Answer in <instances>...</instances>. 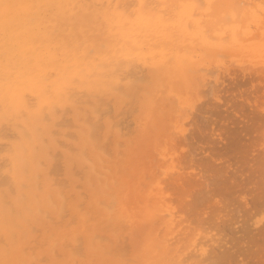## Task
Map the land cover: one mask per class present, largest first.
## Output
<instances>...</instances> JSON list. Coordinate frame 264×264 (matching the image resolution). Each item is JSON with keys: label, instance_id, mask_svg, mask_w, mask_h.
I'll return each instance as SVG.
<instances>
[{"label": "bare ground", "instance_id": "6f19581e", "mask_svg": "<svg viewBox=\"0 0 264 264\" xmlns=\"http://www.w3.org/2000/svg\"><path fill=\"white\" fill-rule=\"evenodd\" d=\"M250 1L253 0H0V2L4 4L33 6V7H14L9 10L12 39L10 44V51L7 54L5 53L4 50L3 40L0 39V262H4V264H41L40 263L41 260L43 258L45 259V257L50 261L47 263L45 262L44 264H48V263L49 264H125V263L133 264L135 262V260L132 261L131 258H130L131 261L128 262H126V260H122L123 254L122 256L121 254H119L118 256V254H116L117 251L113 250L114 247L111 246V244H107L110 243L107 240L110 237L105 239L104 237L107 236L106 234L104 235L103 238L100 237V234L103 235L102 233L97 234V232L103 230V228L105 230L106 228L110 227L108 225H110L109 223L112 217L114 216L112 210L113 208L109 206V202H111L110 196L113 197L114 189L112 190L109 189L108 186H110L111 183L110 185L109 184L107 186L105 185L107 184L105 182L109 183L110 180L106 181L107 178V177L105 178L106 172L104 173L102 170L98 169L99 168L98 165L101 164L103 158L105 157L104 156L102 158V155L100 154L102 147L104 145H101L102 140L101 142H99L100 144L99 143L96 144V140L93 139L94 137L96 138V134L98 132L97 130H96L97 132L95 131V125H97L96 122H101V128H103V130L105 131V136H109L110 138L112 137L113 139V141H111L112 139H109L111 141V144H115L114 142H116V144L119 145L122 142V140L123 139L125 140L126 137H128L129 135H130L129 138H131L132 132L136 134V136L134 135L135 138L134 137L133 139L131 138L133 148L131 150L129 148L127 150V153L128 152L130 153L126 154L129 159V163H127L128 164L127 169L130 170H127V173L124 176H122L121 180H117L118 181L117 184L119 183L121 184L120 186L118 185L120 188L117 187V185L115 184L118 189V192L120 190L121 192L125 193L124 199H121V205H120L121 210L126 215L130 213L133 216V218L136 219V222L133 223L134 229L139 230L145 226H148L150 230L149 249L146 252L148 261L146 262L145 260H139V261L137 260L136 263L137 264H204L205 262V264H207L208 260L210 261V264H224L225 262H226L225 264H228L227 262L231 263L230 262L231 255L234 256V254L236 253L235 251H232V249L237 250V248L236 247L232 248L231 247L232 245L230 246V243L227 242V240L229 241L230 239L229 236H227L228 239L227 237L226 238L224 237L225 238L224 240L227 239L225 242L223 239H220V237H218L219 239L217 238L214 239V237H212L208 240L207 239L208 237L206 238V236L203 234H201L202 235L201 237L199 236L201 232H198L199 233L198 234L192 231L194 233H191L190 231H188L189 228L184 226L185 224L183 225L184 227H181V223L183 224V222L186 221H184L185 218L178 219L179 209L176 210L178 207L181 208L182 211L185 210L189 211V213H187L186 218L187 217L192 218L191 214L192 215L195 214L194 215L195 217L193 216L195 219L193 218L192 220L193 221L197 220L196 219L197 215L198 217L202 216V215L199 216V214H202L200 213L201 210L205 211L207 208H209L210 210V208L213 206L215 208L216 203L215 204L212 203L213 206H211L212 204H210L209 205L210 207L205 206L204 209L199 210L200 206L207 205V203L211 201L210 199H212L211 196H213V192L217 190V189H213L214 187L213 188L211 187L213 185L215 187L219 186L220 187L219 191L221 190L223 191L224 190L223 187L228 186V183H230V181L228 180L229 182L227 181L228 182L227 184L222 183L225 185L220 186V184L215 185L217 183L214 181L216 177H214L215 178L214 179L212 176L213 182L209 180L211 178V175L210 178H207L209 177L208 174H211L210 172L208 174L206 171H203L201 173L205 175L204 172H206L207 177L203 175V177H205L204 179L202 175L201 177L200 176L197 177V174L194 175L192 172L188 173L187 169H186L187 174H185L184 173L185 170L183 171L182 169H180L181 166H179L181 164V159L183 158L182 157L183 152L181 151L180 155L179 153L175 155L176 152L172 150L176 149V151L178 152L177 148L179 145L189 146L191 144L190 142L193 141V140L192 141L189 140L191 138H197L196 137L197 134L195 135L194 132L188 134V132H190L188 130L190 126H193L194 124L195 126H197L196 128L198 130L202 129L200 127H202L203 125L205 126L204 124L205 122H204L199 127L198 125L199 120L202 121L204 118L201 117L199 119L198 118L199 115L198 116L196 115L197 114L196 111L198 109H199L198 111H201V108L207 104L206 102H208V100L211 97L212 100H213V96L216 99L219 98L218 92H220L219 91L220 89L219 90L217 89L221 86V84L219 83L223 82L225 84V82L221 81L220 78L222 77L226 78V73L224 72V69L228 71V69H226L228 68V66L226 67V65L223 62L224 59H226V57L224 56L226 55L227 57H230L229 55L231 54L233 55L235 52L237 53L239 49L248 51L243 49L244 47L245 48L248 47L246 46L247 43L248 45L250 44L249 45L250 47L251 44H253V42L258 40L257 39L258 37L260 39L259 42L263 38L264 32H262L263 33L262 36L259 33L261 31L259 29H264V0L261 1L256 0L257 2L253 1V6L252 3L249 4ZM254 2L256 3V5L260 3V6H255ZM261 2L263 3V5H261L262 4ZM0 19L3 18L0 17ZM252 25L256 28L258 27L257 29L258 31L257 30L253 31L254 29H251L252 31L251 32L249 29L253 27ZM247 32H249L248 33L249 35L253 34L254 36L253 39L251 38V35L250 36L247 35ZM253 32L254 33L256 32L255 35ZM245 35L248 36L247 38L250 37L249 39H252L251 40L252 43L248 42L249 39H246L245 41L246 38ZM255 37L256 40L254 39ZM262 40H264V38ZM241 43L244 46H240L239 44ZM257 44L259 43L257 42L254 45ZM262 44L260 45L264 47V45ZM254 50L249 49V51H254ZM259 50L260 49H258V51ZM256 51L257 49L254 52ZM222 56L224 57V59H221ZM250 56L252 57L253 55ZM262 57L263 58L259 60L262 63H264L263 62L264 55ZM255 59L257 58L255 57ZM255 59L254 62L259 61ZM228 61H230V59ZM243 61L246 62V58L245 60L243 59ZM218 69L220 71L218 73L220 74L224 72L225 76L224 75L222 76V74H220V76L222 77L218 76L220 77L218 78L217 77ZM221 70H223V72H221ZM210 72L211 74L213 72V74L212 75L209 74ZM229 74L230 73L227 74L228 77ZM210 75L211 77L212 76L215 77L214 75H216V78H214V80L213 79L211 80ZM237 75L240 76L239 74L236 73V76ZM243 75L241 76L242 78L245 77ZM254 76L257 77V75ZM262 76L263 74H261V77ZM234 78L229 77L230 80L237 79ZM254 78L255 77H253L252 79L254 80ZM259 78L260 77L258 76L257 78L258 80L255 81H260ZM251 80L250 82H248L246 78L247 81L246 83H251ZM212 81L216 82V84L214 83L213 86H212ZM231 82L233 81L231 80L229 84H231ZM237 82L239 81L237 80ZM239 83L242 84L245 83V81L244 82L240 81ZM235 84L237 83L235 82ZM257 84L260 83L257 82ZM210 85L212 87H210ZM217 85L219 87H217ZM235 86H229V87L236 88ZM262 86L264 88V85ZM229 90L227 89V83H226V91L231 92L229 94L232 95V97H235L237 93L236 94L233 93L234 89L233 91L232 90L229 91ZM243 90L246 91L247 87ZM207 91L211 92L213 96L211 95L209 97ZM237 91L235 90V92ZM248 91H249V87H248ZM205 92L209 97V99L206 100L205 104L202 103L203 105H201V108H199L200 106L198 107L197 102H200L201 100L204 99V96L206 95ZM222 93L223 92L221 91V94ZM232 93L235 96H233ZM238 93L241 94L242 92L240 93L238 91ZM249 93H247V96L251 97ZM222 95H225V91ZM251 95H253L252 98L253 97L255 98L253 93H251ZM207 96H205V98H207ZM240 97L242 96L240 95ZM258 97H256V100ZM230 98L231 97L229 96V99ZM238 98L235 97L234 99L237 100ZM261 98L263 97L261 96ZM225 99L223 101H225ZM263 99L261 100L262 102L259 101L261 105L264 104ZM256 100L255 99L253 100L254 103L255 102L258 103V101ZM213 101L218 102V100H213ZM240 101L241 100L238 99L237 104L235 103L234 106L237 105H240V107L247 106V105L242 106L244 101L243 102ZM201 102L199 104H201ZM226 102H228V99ZM233 102L234 101H232V103ZM223 103L221 101V103L218 105H222ZM225 103L224 106L226 105ZM254 103H252L253 105L252 104L250 105V101H249L248 106L249 105L254 106ZM258 105L259 104H257V106ZM261 105L259 106L261 107ZM259 106L254 109L258 111V108H260ZM216 107L219 108V106ZM229 107H233L232 104ZM210 109L212 108L210 107L207 110ZM220 110H222L223 113V109ZM230 110L233 111L232 108ZM230 110L229 112L228 111L227 112L229 114H232ZM240 110L238 112L236 108V112L240 113V116H245V115L248 116L249 112L246 113V110L244 109L245 110V115H244L243 112L244 110L242 111L243 114ZM251 110H253V108ZM201 112L206 113L204 110H202ZM112 113L116 114L115 115L116 119H112L113 118ZM233 113L235 114V112ZM251 113L250 115L252 116ZM67 114L68 115L70 114V116L66 117ZM192 114L197 116L194 118L197 119L198 122L196 120L195 122L194 118H191ZM253 114L255 115L254 110H253ZM119 115H123V117L118 119ZM210 115H208L207 113L206 116L208 117ZM206 116L205 119L207 118ZM212 116L213 115H211L210 119H212ZM218 116L215 118H218ZM225 116L227 115H224L223 113L222 117H224V119H221L222 117H219L220 118V119L218 118L219 122L220 120H226ZM246 116L244 118H246ZM65 117L66 119L68 118L72 120L74 124L72 125L76 126L75 130L73 129L74 127L70 126L71 124L69 125L70 121L66 120ZM230 117L232 119V115H230ZM258 117L259 115L257 116V118ZM260 117L259 119H261ZM215 118H213V120H208L209 123L213 124V122H215ZM257 118L255 120L254 117L250 118L253 119V121L256 123L254 125L256 126H258L257 125L258 122H256ZM227 119H228L227 121H229L228 116ZM246 119L248 120L247 122L250 123L249 121L250 119L249 118ZM89 120H93L94 122L92 121L93 122L92 124H88L91 122V121L88 122ZM238 120H240V118L235 120L234 123H236V121L237 123H239ZM242 120L244 122V119ZM188 121L189 122L193 121V122L192 124L185 125ZM253 121H251V124ZM262 121H264V119ZM130 122H132L133 124L132 123L129 124ZM247 122L245 126L248 124ZM222 123L224 124V121ZM209 125H206L207 128H209L208 127ZM225 125H227V123ZM261 125L262 124H260L259 126ZM249 126L251 125L248 124V127ZM69 127H71L70 129H73L74 131L71 130L70 132H68L70 130ZM263 127L262 129H264ZM101 128H98V130ZM192 128L193 127H191V129ZM212 128L213 127H211V130ZM223 128L225 127L223 126ZM256 128L257 127H255V129ZM259 128H260L259 130H262L261 127ZM214 129L217 131L216 128ZM101 132L102 130H100V133ZM209 132L211 133V131ZM225 132L222 133L219 131V133L217 132V134L219 135L215 134V136L217 135V137H220L218 139L222 140L221 141L217 139V142L219 141V145L221 144V142H226L225 138L222 137L223 134H225ZM229 132L232 131L230 130ZM254 132H256L257 134V131L254 130ZM70 133L73 134V137L71 136L72 138H69ZM263 133L264 132L262 130V134ZM93 134L95 135L94 137ZM262 134H259V138L261 140H263L262 137H264L262 136ZM226 135H228V133ZM188 136L190 137L188 138ZM215 136L213 137L214 140L217 138V137L215 138ZM148 137H153L157 139V142L147 141ZM203 137L207 138L209 136H203ZM228 137H230V135H228ZM228 137L227 139H229ZM129 138H127L126 141ZM60 139H64V142L65 143L67 142L66 145L64 142L63 144L61 142L62 140ZM260 139H257L259 141H256L255 144L256 147L260 145L261 143ZM107 140L106 143L108 142ZM142 140H144V142ZM209 140L210 138L206 141L209 142ZM204 141L202 143L205 145L206 141L205 143ZM60 142L66 148L68 147V145H71L72 149L74 147V149H77L76 151H78V153H76L74 150L71 151V148L68 147L66 150H64V152L62 151H61L62 153L60 152V154L64 155L65 157V164L66 167H68L69 169L67 174L69 176L71 174L73 175L75 174V171L73 170L75 168H77V172H81L79 170H82L80 174H83V171L88 168V170H86L85 173L86 176L83 174L85 177V181L83 183L84 185L82 186L80 185L82 183H79L80 187H85L83 188V191L85 189L87 198L80 196L83 194L76 191L75 189H73L72 191L73 193L68 194L69 197L71 196V194H73L71 197L73 196L77 197L78 198L77 201L80 202L79 205L75 206L76 202L73 201L75 202L74 204L75 207L72 208L71 211L76 212V216L78 215L82 217L81 228L80 230L77 229V226L79 225L75 224L77 223V220H75L74 225L77 226L74 228V230L73 229L72 230L73 232L74 231L78 232L79 230V232H81L80 234L84 237V239H81L83 238L82 236L81 237L78 236L79 238H77V235L79 233H77L76 235L75 233L69 232V230L64 229V226L68 225L67 223L69 222L65 223L68 219L66 218L67 220L63 221L62 215L65 216L67 215V211L69 210L68 208L72 204L69 205L68 208L66 207L68 204H66L59 196V192L61 193L62 187L60 188L61 190L57 189L54 186V183L52 181L53 178L50 175V166L54 163V162L52 163V160L54 155L57 153L55 150H57L58 148L59 150H61V148L64 147L63 145L60 144ZM193 142L195 144V141ZM139 143L141 145L143 143V146L146 147L145 149L147 151L146 153L149 154L144 157V158L149 157V159L147 158L148 161H146L148 162V165H145L146 163H144V166L142 168L139 166L140 159L137 160L138 158L136 157L135 154L137 148V147L135 148V146L136 145L138 146ZM257 143L259 144L257 145ZM108 144L109 146H107L108 148L106 150L107 160H109L108 152H110L111 154V151L109 150H111L112 148V150L115 151L113 149V145L111 146L110 143ZM199 144L201 143H198V145ZM213 144L216 145L218 143H213ZM97 145L99 148L97 147ZM124 145L126 144L123 143L122 146ZM119 146H121V144ZM193 146H195L193 150L195 152V153L193 152L194 153L193 155L195 157V154H197L196 149H198V147L196 145ZM212 147L215 148L214 146ZM117 148L119 147L117 146ZM240 148L242 147L240 146ZM240 148L238 149L240 150ZM119 150L121 152V149ZM185 150L187 151L189 149H185ZM202 150H204V148ZM54 151L55 154L53 155ZM73 151L75 153H73ZM113 151L112 154H114ZM85 152L87 154L88 153L90 154L89 155L90 157L87 155L89 158L85 155ZM149 152H154V153H151L150 155ZM199 152L200 155H203V153H205V152L201 153V151ZM249 153L251 152L249 151ZM118 154L117 157H119ZM256 155L250 154V156L254 157V159ZM262 155H259V157H261ZM113 156L109 157L110 160ZM64 157L62 158L64 159ZM188 157L190 161L194 160L192 157V152L190 155L188 154ZM262 157L261 158L263 160L264 155ZM55 159L56 158H54V160ZM118 159L119 158H117V160ZM198 160L201 161L200 157H198L195 161L198 162ZM252 160L253 158L250 161ZM190 161L188 162L189 164ZM221 161L222 160H220V162ZM62 162H63L62 164H64V160H62ZM234 162L236 163V161ZM255 162L257 161L254 160V164L251 163L253 164L252 166L256 165ZM203 163L204 162H201L202 166L199 167H201V169H203L202 167H205L204 169H206V165L208 164L204 163L203 166ZM249 163L250 162H247V164ZM228 164H224V166L225 165L228 166ZM233 164L234 163H232L231 165ZM263 164L264 163H262V165ZM193 165H191L190 168H192ZM238 165L241 164L238 163ZM258 165H256L257 167L254 166V170L255 167L256 170L261 168L260 166L261 163L259 166ZM218 166L220 167L221 165ZM218 166L217 168H219ZM252 166L250 167L252 168ZM118 167L120 168V165ZM157 167L159 169V172L163 170L161 174H159L158 169H156ZM111 168L114 167H110V169ZM195 168L197 169L198 167L195 166ZM262 168L264 170V167ZM207 169L211 170L210 167ZM213 169L215 173L216 170L215 167H213ZM263 170L261 172H263ZM110 171L111 170H109V172ZM221 171L218 173L216 171L215 174L218 176L220 175L219 173H221ZM116 172H118V169L116 170ZM226 172L227 170L225 171V173L224 171L222 172L223 174L222 177L225 178L224 174L226 175L227 174ZM241 172L239 171L240 177L242 176ZM259 172L257 170L258 174ZM150 173H152V176L149 175ZM191 173L194 175V176L192 175L193 177L190 176ZM231 173L233 174L235 172H231ZM106 174L107 176H109L108 173ZM68 175L67 177H69ZM83 175H80L81 178H84ZM261 175H264V173H262ZM261 175H260L261 180L262 179L264 180L263 178L264 176L262 177ZM229 177L230 176H228V178ZM232 177H233L232 179H234L233 175ZM206 178L208 180H206ZM224 178L221 179L224 180ZM244 178L246 177L244 176L243 180ZM70 179L72 180V178ZM240 179L242 180V178ZM79 180H83V179H79ZM235 180L238 182L239 179L236 178ZM166 181H168L170 186H172V188L174 189L178 204L177 201H175V199L174 201L176 204L172 201V198L174 197L171 196L170 193H169L170 196L166 193L169 192L164 188L169 186L163 185L164 183L166 184ZM233 182L231 183L233 184ZM114 183H116V181ZM253 184L255 183H252L251 185ZM257 184L253 186H261ZM239 185H241V183ZM114 186L112 185V188ZM76 187L78 189V186L75 185L74 188ZM259 189L261 188H258V190ZM62 192H64V190ZM237 192L239 193V191ZM245 192L247 195V191ZM253 192L254 193L257 192V187L255 191L253 190ZM262 192H264V190ZM65 193L66 192H64V194ZM126 193L128 198L126 197ZM254 193L252 194L251 192L249 194L253 196ZM117 194L115 195L116 197ZM215 195L217 196V192ZM239 195L241 194L239 193ZM257 195H259L258 198L259 197L261 198L259 193ZM166 196L169 198H166ZM219 196H221L222 199V195ZM121 197L123 196H120V198ZM226 197L224 196L223 199H225ZM253 197L255 198V196ZM67 198L65 197V200H67ZM250 198H251V203H253L252 200L254 199H252V197ZM221 199L219 198V200ZM223 199L221 200L223 206L220 205V209L225 207V203L228 201L225 199L226 202L224 201L223 204L222 202ZM246 199L247 197H245L244 200H241L242 203H246ZM256 199L257 198H255V200ZM104 200L106 201L104 202ZM115 200H119V197ZM169 200L173 202L172 205H175L174 207L170 206L171 204L168 205L167 204L168 202L166 203V201ZM106 202L108 205L105 206L104 203ZM61 203H63V206L66 204V206H64L63 209L61 207ZM101 203L103 204V206ZM247 203L251 205L249 203V200L247 201ZM256 204L258 205V203ZM81 205H83L84 208L83 212H80V209L82 208L80 207ZM249 205H248V209L249 207H251L252 209L248 210L246 209L247 206L244 205L246 206L245 209L248 211H255L253 210V207ZM228 206L225 208L230 209L228 208ZM231 206L233 205H230L229 207ZM236 206L237 205H235V207ZM60 207L62 209L61 210L62 212L60 211ZM42 208H44L43 210L45 211L48 210L56 218H58V222L61 224L59 227H57L59 224L56 223L57 226L56 225L54 226L57 227V230L56 231L51 230L54 233L49 235L45 233L44 230H42L44 233L41 232L43 235L42 234L40 235V233L38 235L37 234L38 232H36L37 230L36 231L33 230L38 235L37 236L34 235L35 233L32 234L31 231H28L27 227L29 224V219L30 221H34L39 225L43 226L44 224L43 221L46 220L44 218L43 221H40L42 219V215H41ZM214 208L212 209L215 210L216 208L215 209ZM225 208L224 210L229 212ZM231 209L232 210H230V212L234 210L233 207ZM262 209L264 210V208ZM63 210L66 211L65 214H62L64 213ZM194 210L199 213L198 214L195 213ZM224 210L222 209V211L220 210V212H224ZM238 210L240 209L237 208V211ZM235 211L231 212V214L234 213ZM213 212L211 213L212 216L213 214L215 215V217L219 216L216 215L217 213L215 214ZM227 212L225 214L224 213L221 214L227 216ZM239 212H241V210ZM238 214H244V213L243 212L237 213L236 215H232V216L229 214L231 217H229V215L228 217L229 219L232 218L233 216L234 217L236 216L237 218L239 216ZM70 215L72 216V214ZM255 215H257V213ZM208 216L209 215L207 214V217ZM244 216L246 218L247 215L244 214ZM183 217H185V215H183ZM215 217L214 219L216 220ZM228 217L226 219H223L225 217H220V218L218 217L220 219V222L219 220H216L218 221L217 222L218 224L214 222V224L212 225L209 224V225H211V227H213V225L214 226L219 225L220 228L218 226L217 227L220 229L222 233L224 232L223 234H225L226 233L225 231L228 230V227H226V225L228 226L231 225L232 227L233 223L234 222L236 223V220L231 221L228 219ZM208 218L212 219V217H208ZM238 218L239 220L242 219L241 216H239ZM258 218L260 217L258 216ZM199 219L200 220L198 222L195 221L194 224H196V226L198 225L199 227L200 226L199 224L204 222L202 226L206 227V229L207 226L209 227V225L208 224L204 225L206 224L205 221L208 223L213 222V221L209 222L210 220L208 221V219L206 218H205L206 220L204 219L205 220L204 221L203 217ZM73 220L74 218L71 221ZM241 221L240 224L243 222ZM262 221H263L262 218L261 220L258 219V221H256L255 219L252 223L251 221H249V223L245 225L246 226L249 225L247 227H249L248 229L251 232L254 231L256 232L257 230V233L261 231V234L263 235L264 232L262 231L264 230V228L259 227L261 226V223L264 222ZM47 223H49V221ZM116 224L117 223H115V225ZM186 224H188V222ZM194 224L193 226L194 228H196ZM221 226H224L227 229L225 231H222L224 230V227ZM246 226L244 227V230H246ZM211 227L209 228L212 229ZM215 227H213V229H215ZM234 227L235 230L237 228L239 229V227L235 225ZM218 228L215 229L216 233L219 231ZM41 229L42 227L39 230L41 231ZM230 229L231 228H229L228 231H230L231 233ZM244 230L243 228H241L239 229L238 233L240 231L244 232ZM205 231L203 230V232ZM210 231L207 232L210 233ZM257 233L254 234L258 236L260 232L259 234ZM239 234H241V232ZM249 234H245V235L249 236ZM254 234L252 235V237H254ZM232 236L234 237V235ZM260 236L258 238H260ZM98 237H100V239H102L103 242L104 240H106L107 243L101 242L100 239H99L100 241L96 240L95 242L94 240L97 239ZM252 237L249 240H251ZM34 238H35V242L38 241L37 244L35 243V245L32 244ZM78 239L79 240L81 239L82 241L84 240V242L80 240L79 243ZM206 239L207 241H205ZM202 241H205V243ZM234 242H236V240H234ZM240 243L241 242H239V244ZM247 243H250V241L246 242V244ZM227 244H229V246ZM251 244L248 245L250 246ZM259 244H261V242L260 243L258 242L257 244L255 243V245L254 244L253 245L254 247L257 245L256 247L258 248L260 246ZM80 245L81 247L84 246L85 249L84 252H86L84 253L85 255L84 257H81V255L83 254H80L82 253L83 250L80 249L81 248ZM71 246H73L75 249L77 248L76 251H78V247H79L80 249V252H78L79 257L77 256L78 253H76V251H74L73 248L71 252L70 250ZM261 246L263 247L264 245ZM260 247L258 249H260ZM33 248H35V250ZM239 249H241V247H239ZM245 250L247 251V249ZM73 251L76 253L75 254L76 256L74 255ZM57 252H60L62 255L64 254L66 258L62 257L65 258L62 259L59 253L57 254V256L60 257V259L62 260L59 261L60 259L56 257ZM231 252H235V253L232 254ZM240 252L242 251L240 250ZM250 255L252 256L253 254ZM251 256L249 258H251V260L252 259L255 260L254 262H256V259H254V257L257 258V261H259L260 259L259 257H261L262 259V256L257 257V255H253V258ZM77 257L78 259L80 257L83 259L78 260ZM56 258L58 259V261H56ZM242 258L241 260L244 259ZM251 260H249L248 263L251 262ZM245 262L247 261L245 260ZM263 263H264V259L262 260L261 264ZM238 264H241V261ZM242 264H244V262ZM257 264H259V262H257Z\"/></svg>", "mask_w": 264, "mask_h": 264}, {"label": "rangeland", "instance_id": "374dc122", "mask_svg": "<svg viewBox=\"0 0 264 264\" xmlns=\"http://www.w3.org/2000/svg\"><path fill=\"white\" fill-rule=\"evenodd\" d=\"M253 1H256V0H253ZM253 1H250V3H249V2H248V3H249V4L252 3V6H253ZM260 1H261V0H260ZM256 2H257V1H256ZM262 2H263V1H262ZM262 2H261V3H262ZM249 4H248V5H249ZM254 5H255V6H260V3L256 5V3L254 2ZM261 5H263V3H262ZM252 26H253V25H252ZM255 28H256V27L253 26V27L250 28L249 30L251 31V29H254L253 31H255V30L258 29V27H257L256 29H255ZM259 30H261L259 33L262 35V34H263L262 32H264V29H259ZM250 31H249V32H250ZM257 31H258V30H257ZM249 32H247V35H248V36L251 35V38L253 39V37H254L253 34H250V35H249V34H248ZM251 32H252V31H251ZM253 33H254V32H253ZM255 33H256V32H255ZM255 33H254V35H255ZM245 36H246V35H245ZM248 36H246L245 41H246V39H249V38H250V37L247 38ZM262 36H263V35H262ZM262 36H261V37H262ZM263 38H264V36H263ZM263 38H262V39H263ZM252 39H249L248 42L250 43ZM254 39L256 40V37H255ZM257 39H258V40L255 41V42H253V44H251L250 47H249L250 44L248 45V43H247V45H246V46H248L247 48H245V47L243 48V47H242L243 49L248 50V51H244V50H240V49H239V51H238L237 53L235 52L233 55H232V54L229 55L230 57H227V56L225 55L224 57H226V59H224L223 56H222L223 58L221 57V59H224V61H223V60H221V61L224 62V64L226 65V67L228 66V68H226V69H228L229 72H228L227 70L224 69V72L226 73V78H225V77H222L223 75L225 76L223 70H221V72H223V73H220V74H222V76H220V74L218 73V72H220V71H219V69H218V71H217V74H218V75H217V74H216V75H217V77L220 76V77L224 78V79H222V78L218 77V78L221 79V81H224L225 84L222 82V83H219V84H221V86L218 84L220 87L217 85V87H219V88H217V89H218V90L220 89V90H219L220 92H218V96H219L218 99L214 98V96L212 95V93L209 92V91H207V93L209 94V97L212 95V96H213V100H218V102H217V101H213V100H212V97L209 99V97L207 96V94H206V92H205V94H206L205 96H207V98H205V96H204V99H205V100H204V99L201 100V101H203V102L200 101L201 104H199L200 102H197V103H198V107L200 106L199 108H201V105H203L202 103L205 104L206 100L209 99L208 102H206L207 104H206L204 107L201 108V111L204 110L206 113H204V112L202 113L201 111H198L199 109L196 111V113H197L196 115H197V116H198V115L200 116V117L198 116V118L200 119L201 117H203L204 119L202 118L203 120H202V121L199 120V122H198V120L194 118V117H197L196 115L192 114V117H191V118H194V121L196 120V121L198 122L199 127H200V125L203 124L204 122H205V123H204L205 126L203 125L202 127H200V128H202V129H200V130H198V129L196 128L197 126H195L194 124H193V126H190V127L188 126V127H189L188 130L190 131V132H188V134H189V133H193V132L195 133V135L197 134V136H196L197 138H191V139L189 140V141H192V140L195 141V144H194V142L192 141V142H190L191 144H190V143H187V144H190L189 146H188V145H187V146H186V145H179L178 148H177V149H178V152L176 151V149H175V150H172V151L176 152L175 155H176L177 153H179V155H180L181 151L183 152V153H182L183 156H182V155H181V156L184 158V159L182 158L184 162H183L182 159H181V164H180L179 166H181L180 169H182L183 171L185 170V172H184L185 174H187L186 172L188 171V173L192 172L194 175L197 174V177H198V176L201 177V175H202V177H203L204 174H201L203 171H206L207 174L210 172L211 174H208L209 177H207L206 172H204V173H205L204 176L207 177V178H210V175H211V178L209 179L210 181H212L213 178L216 177V179L214 178V179H215L214 181L217 182L215 185L220 184V186H222V185L224 186L225 184H222V183H226V184H227V183L230 181V183H228V186H229V187H228V186H224V187H223L224 190H225V188H226L225 191H224V190H223V191H222V190L219 191V188H220V187H219V186H216V187H215V186L213 185L214 183L212 184L213 186H212L211 188L214 187L213 189H217V190L214 191L215 193L213 192V196H211L212 199H210L211 201H209L208 203L205 201V202L207 203V205L200 206L199 210L204 209L205 206H209V205L212 204V203H213V204L216 203V204H215V208H216V209L214 208V206H213V204H212L211 206H213V207H211L210 210H209V208H207L208 210L206 209V210H205L206 212H205V211H202V210L200 211V213H202V214H199V216L202 215L201 217H203V220L206 218V219H208V221L210 220L209 222L213 221V222H211V223H208V222L205 221V220H206V219H205L204 221H205L206 224H204V225H207V224H208V225H209V224L212 225V224H214V222H216V224H218V223H217L218 221H216V220H219V222H220V219H219L220 217H225V218H223V219H226V218L228 217L229 214L232 216V215H236L237 213H242V212H243L245 215H247L246 218L249 216L248 218H249L250 220H249L248 218L246 219L245 216H244V214H238V215L241 216V218L243 219V220L241 219V220L243 221V222H242L241 220H239V218H238L239 216H238V215H237V216H238L237 218H236V216H235V217L233 216V217L230 218V219H229V217H231V216L229 215L228 219L231 220V221H232V220H234V221L236 220V223L234 222V223H235V224H234V223L232 222V223H233V225H232L233 228L231 227V225H230V226L226 225V227H228V230H229V228H231V229H230V230H231V233H230V231H228V230H227L228 232L225 231V230L227 229L226 227L221 226V227H224V230H222V228H221V230L226 232L225 234H223L224 232L222 233V232L220 231V229H219L220 226H219V225H215L216 227H217V226L219 227V228L217 227L218 230H219V231L217 230V231H218L217 233H216V230H215V229H217V228H216L214 225H213V227H215V229H213V227H211V225H209V227H211L213 230L210 229L208 226H207V229H206V227L202 226V224H203L204 222H203V223L199 222V223H201V224L198 223V224L200 225L199 227H200V228H201V227L203 228V229H202V228L200 229V228L198 227V225L196 226V224H194V223H195V221L198 222V221L200 220L199 218H201V217H198V215H197V218H196L197 220L193 221L192 219L195 217V216H194L195 214L193 213L194 215L191 214L192 218L190 217V218H191V221H190V218H189V217L186 218L187 213H189V211H186V210H185V211H182L181 208H178V207H177V209H176V210L179 209V210H178L179 213L181 212L180 214L178 213V219H182V218L184 219V218H185L184 221H186V222H183V224L181 223V227H184V226H185V227H188L189 230H188V229H187V230L190 231L191 233H194V232H195V233L201 232L199 236L201 237V236H202L201 234H203V235L206 236V238L208 237V238H207L208 240H209L210 238H212V237H214V239H216V238L219 239L218 237H220V239H223V240H224L227 236L230 237L229 241L227 240V239H228V237H227V239H226L227 242L230 243V246L232 245V246H231L232 248H235V247H236L237 250L231 248L232 251H235L236 253H235V252H231L232 254L235 253V254H234L235 257H234L233 255H231V259H230V262H231V263L227 262L228 264H232L233 260H234L233 264H238L240 261H241V264H242L243 262H244V264H246V263H247V264H253V263H254V264H257V262H259V264H261V263H262V260L264 259V249H263L264 246H263V247L261 246V245H264V240H263V238H264V233H263V235H262V234H261V231H259L260 234H261V236H260L259 232L257 233V230H256V232H255V231H254V232H251V231L248 229L249 227H247V226H249V225H247V226L245 225V224L249 223V221H251V223H252L255 219H256V221H258V219L261 220V218H262L263 221H264V210L262 209V208H264V206H263V205H264V204H263V203H264V200H263V199H264V196H263V193H264V192H262V191L264 190V180H263V179L261 180V178H260V175H261L262 173H264V170H263V168H262V167H264V164L262 165V163H264V159L262 160V158H263L262 156L264 155V141H263V140H264V137H262L263 140H261V139L259 138V134H262V130H263V132H264V129H262V127L264 126V121H262V120L264 119V104L261 105L260 102H259V101H261V100L264 98V91H263L264 88H263V86H262V85H264V63H262V62L259 60V59H262V58H263L262 56L264 55V47H262V46L260 45V44H262V43H263L262 45H264V40L261 39V41L259 42V40H260L259 37H258ZM262 41H263V42H262ZM257 42H258L259 44L254 45V44L257 43ZM251 43H252V42H251ZM239 45H240V46H244V45H242V43L239 44ZM240 46H239V48H240ZM260 46H261V47H260ZM257 47H258V48H257ZM242 48H241V49H242ZM262 48H263V49H262ZM249 49H250V50H254V49L256 50V49H257V51H256L257 53H259V51H260L261 49H262V50L260 51L259 54H257L256 52H254L255 50H254V51H249ZM258 49H260V50L258 51ZM240 51H242V52H240ZM261 52H262L263 54H262ZM250 53H251V54H250ZM235 54H236V55H235ZM241 54H242V55H241ZM249 54H250V55H253V56L251 57ZM261 55H262V56H261ZM241 56H242V57H241ZM254 56H255L257 59H255ZM258 56H259V57H258ZM239 57H240V58H239ZM227 58H228V59H227ZM234 58H235V59H234ZM245 58H246V62L243 61V59L245 60ZM252 58H253V59H252ZM229 59H230V61H228ZM241 59H242V61H241ZM247 59H248V60H247ZM254 59H255V60H259V61H258V62L255 61V62H257V63H255V62H254ZM263 62H264V61H263ZM247 64H248V65H247ZM230 67H231V68H230ZM245 67H246V68H245ZM237 68H238V69H237ZM234 69H236V70H234ZM214 70H217V69H214ZM214 70H213V71H214ZM239 70H240V71H239ZM254 70H255V71H254ZM238 71H239V72H238ZM245 71H246V72H245ZM252 71H254V72H252ZM247 72H248V73H247ZM249 72H250V74H249ZM256 72H257V73H256ZM215 73H216V72H215ZM228 73L231 74V75L229 74V77H230V78H231V77L234 78V77L236 76V73L239 74L240 76L237 75L239 79H238L237 76H236L235 78H237V79H235V78H234L235 80L231 79L233 82H231V84H229V82H230L231 80L229 79V77H228V75H227ZM240 73H241V74H240ZM244 73H245V74H244ZM251 73H252V74H251ZM254 73H255V74H254ZM209 74H211V72H210ZM212 74H213V72H212ZM212 74H211V75H212ZM232 74H233V75H232ZM234 74H235V76H234ZM243 74H244V75H243ZM246 74H247V75H246ZM253 74H254V75H257V77L254 76ZM261 74H263L262 77H261ZM211 75H210V77H211ZM216 75H214L215 77L212 76V77H211V80H212V79L214 80V78H216ZM242 75L245 76V77L242 78V77H241ZM248 75H249V76H248ZM233 76H234V77H233ZM247 76L250 77V78H248ZM252 76L255 77L254 80L252 79V78H253ZM258 76L260 77V78H259L260 81H255V80H258V79H257ZM240 78H242V79H240ZM246 78H247V81H248V82H250V80L252 79V80H251V83H246V82H247V81H246ZM261 78H262L263 80H262ZM226 79H227V80H226ZM243 79H244L245 83L240 84V83H239L240 81L244 82ZM237 80H238L239 82H237ZM221 81H220V82H221ZM253 81H254V82H253ZM262 81H263V82H262ZM235 82H236L237 84H235ZM255 82H256V85H255ZM257 82L260 83V84H257ZM261 82H262V83H261ZM214 83L216 84V82H213V81H212V86H213ZM226 83H227V89L229 90V89L231 88L229 91H231V90L233 91V89H234L233 93H234V94H236V93L238 94V95L236 94V96H235V95L232 93L233 96H235V97H237V98H238V96H239L238 99L241 100L242 102L244 101V102L246 103V104H245L244 102H243V104L241 103L242 106H243V105H247V106H248L249 101H250V105H251L252 103H254L253 100H254V99L256 100V97H258V96H259L260 98H261V96H262L263 98H261V100H260V98L258 97L259 99L257 98V100H256V101H258V103L255 102V103H254V106H250V105H249L248 107H247V106H245V107L243 106L244 108H243V107H240V105H237L238 107H237V106H234L235 103L237 104L238 99H237V100L234 99L235 97H232V95L229 94V93H231V92L226 91ZM232 83H233V85H232ZM239 84H240L241 86H240ZM247 84H249V85H247ZM222 85L225 86V87H223ZM228 85H229V86H235V85H236V86H235L236 88H234V87H229ZM246 85H247V86H246ZM253 85H254V87H253ZM212 86L210 85V87H212ZM250 86H251V87H250ZM210 87H208V88H210ZM228 87H229V88H228ZM239 87H240V88H239ZM246 87H247V90H246V91L243 90V89H245ZM248 87H249V91H248ZM255 87H256V89H255ZM237 88L240 89V90H238ZM241 88H242V89H241ZM261 89H263V90H261ZM223 90L225 91V95H222V94L224 93ZM235 90H236V91L238 90L240 93L242 92L243 94H242V93L239 94L238 91L235 92ZM242 90H243V91H242ZM221 91L223 92L222 94H221ZM252 91H253V92H252ZM226 92H227L229 95H228ZM245 92H246V93H245ZM249 92L253 93L254 96H255V98H254V97L252 98L253 95H251V93H249ZM254 92H255L256 94H257V93H258V94L256 95ZM259 92H260V93H259ZM247 93H249V95H250L251 97L247 96ZM220 94H221V95H220ZM260 94H261V95H260ZM240 95H241L242 97H240ZM224 96H225V97H224ZM227 96H228V97H227ZM229 96L231 97L230 99H229ZM222 97H223L224 99L226 98L225 101H223L224 99H223ZM242 98H243L244 100H243ZM251 98H252V100H251ZM227 99H228V102H226ZM231 99H232V101H234V102H233L234 104L232 103ZM233 99H234V100H233ZM249 99H250V100H249ZM210 100H211V101H210ZM235 100H236V101H235ZM212 101H213V102H212ZM221 101H222V103H223V102H224V103L226 102V103H225L226 105L224 106V103L222 104L223 106H222V105H218V104L221 103ZM229 101H230V102H229ZM241 101H240V102H241ZM263 101H264V99H263ZM209 102H210V104H209ZM251 102H252V103H251ZM261 102H262V101H261ZM211 103H212V104H211ZM213 103H215V104H213ZM229 103H231L232 106H233L235 109H234L233 107H229V106L231 105V104H229ZM263 103H264V102H263ZM208 104H209V106H208ZM216 104H217V105H216ZM228 104H229V105H228ZM257 104L261 105V107L258 105V106L261 108V109L258 108V111L254 109V108H257V107H258ZM214 105H215V107H214ZM252 105H253V104H252ZM255 105H256V106H255ZM216 106H219V108L221 107L220 109H223V113H224V115H227V116L229 117V121H227V120H228V119H227V116H225V117H226V120H220L221 123L219 122V119H220L219 117H222V116H223V113H222V110H220V109H219L218 107H216ZM226 106L229 107V108H227ZM210 107H211L212 109L207 110V109H209ZM222 107H223V108H222ZM225 107H226L228 110H227ZM246 107H247V109H246ZM251 107L253 108L255 115L253 114V110H251V109H252ZM204 108H205L207 111H206ZM214 108H215V109H214ZM224 108H225V109H224ZM231 108L233 109V111L230 110ZM236 108H237L238 112H239V110H240L241 108H242V109L240 110L241 112H242L244 109L246 110V113L249 112V114H248L249 117H248V116L245 115V110L243 111V112H244V115L246 116V118H249V119L254 117V120H255V119L257 118L258 115H259V117L261 116V117H260L261 119H259V117H258V118H257V121H256V122H258V123H257L258 126L254 125V124H256V123L253 121V119H250V120H249L250 123H248V122H247L248 120H247L246 118H244L245 116H240V113L236 112ZM238 108H239V109H238ZM249 108H250V111H249ZM262 109H263V110H262ZM229 110H230V112H231L232 114H229V113H228ZM259 110H260V111H259ZM227 111H228V112H227ZM255 111H257V112H255ZM261 111H262V112H261ZM233 112H235V114H234ZM243 112H242V114H243ZM251 112H252V113H251ZM207 113H208V115H210V113H211V115H213V116L216 115V116H214V117L212 116V119H210V118H211V115L208 116V117H209V118H208V117L206 116ZM250 113L252 114L253 117L250 115ZM112 114H113V113H112ZM201 114H203V115H201ZM205 114H206V115H205ZM257 114H258V115H257ZM261 114H262V115H261ZM115 115H116V114H113V115H112L113 118H112V117H110V118H112V119H116V118H115ZM218 115H219V116H218ZM230 115H232V119H231ZM235 115H236V116H235ZM69 116H70V114H69V115L67 114L66 117H69ZM205 116H206L208 119H207V118L205 119ZM217 116H218L219 119H218V118H215V117H217ZM250 116H251V117H250ZM66 117H65V119H66ZM122 117H123V115H119L118 119H120V118H122ZM235 117H236V118L238 117L237 119L240 118V120H238V122H239L240 124L237 123V121H236V123H234L235 120H237ZM213 118H215V122H213V124L209 123L208 120H213ZM128 119H129V118H128ZM221 119H224V117H222ZM230 119H231V120H230ZM242 119H244V122H243ZM66 120H69V121H70L69 125L71 124L70 126H71V127H74L73 129L75 130V127H76V126H73L74 124H73L72 120H70V119H68V118H67ZM204 120H206L207 122L204 121ZM245 120H246V121H245ZM90 121H91V122H90ZM92 121H93V120H89L88 122H90V123H88V124H92V123L94 122V121H93V122H92ZM130 121H131V118H130ZM196 121H195V122H196ZM223 121H224V124L222 123ZM251 121H253L252 124H253L254 126L251 124ZM260 121H262V122H260ZM128 122H129V121H128ZM192 122H193V121H192ZM192 122H191V121H190V122L188 121L185 125L192 124ZM210 122H212V121H210ZM246 122H247L249 125L253 126L254 128L251 127V126L248 127V124L245 126ZM131 123H132V122H130L129 124H131ZM217 123H218V124H217ZM226 123H227L228 126L225 125ZM232 123H234V124H232ZM259 123L262 124L263 126H262V125L259 126V125H260ZM72 124H73V125H72ZM96 124H97V125H95V131L97 130L98 132L96 131V132H97V134H96V138L94 137V136H95L94 134H95L96 132L93 134V137H94L93 139L96 140V144H98V143L101 142V140H102L101 145H104V146L102 147L101 153H100V152H99V153L102 155V158L105 156V157L103 158V161H104V162L102 161L103 163L101 162V164L98 165V167H99L98 169H99V170H102L104 173L106 172V173L109 174V176H107L106 173H105L106 176L104 175L105 178L107 177V178H106V181H107V180H108V181L110 180L109 183H108V182H105V183H107V184H105V185L107 186L108 184L110 185V183H111V185H110L111 187L108 186L109 189H111V190L114 189V190H115V191L113 190V193H114V194L112 193V194H113V197H115V198H113L112 196H110V197H111V200H110L111 202H109V206H111V207L113 208V209H112V208H111V209L113 210V213H114V214H113L114 216L112 217V219H111V221H110V223H109L110 225H108V226H110V227L106 228L105 230H104V228H103V230H101L102 232H101V231H98L97 234L102 233L103 235L100 234V237H101V238H103L104 235L106 234L107 236L104 237L105 239L108 238V237H110V238L107 239L108 242H110V243H107V241L103 239L104 242L107 243V244H111V246L114 247L113 250H114V251H117V253H116V252H115V253L118 254V256H119V254H121V256H122V254H123V258H122V260H126V262H128V261H131V260H130V258H131L132 261L135 260V262H134L133 264H137V263H136L137 260H138V261H139V260H145V261L147 262V261H148V257H147V255H146V252H147L148 249H149V237H150V235H149V233H150L149 227H148V226L143 227V228H142L143 231H142V229H139V230H137V229L135 230V229H134V227H133V223L136 222V219L133 218V216H132L130 213H128V215H126V214L121 210V207H120V205H121V199H124V197H125V193H123V192H121V191L119 190V192H120V194H119L118 189H117V187H119V186L121 185L120 183L117 184V182H118L117 180H121V179H122V176H124V175L127 173V170H130V169H127V168H128V164H127V163H129V159H128V157H127L126 154L130 153V152L127 153V150H128L129 148H130V150L133 148V146H132V142H131V138H132V139H133V137L135 138L136 134H135L134 132H132V134H131V138H129V136H130V135H129L128 137H126V139H127V138H129V139H128L127 141H126V139H125V140L123 139L125 142L122 140L121 143L119 142V143L121 144V146H119L120 144L118 143L119 145H117L116 142H114L115 144H111V141H113V139H112V137L110 138L109 136H105V131L103 130V128H101V122H96ZM99 124H100V126H99ZM132 124H133V123H132ZM209 124H210L211 126H210ZM219 124H220V125H219ZM69 125H68V126H69ZM206 125H209L208 127H209L210 129L207 128ZM220 126H221V127H220ZM223 126H224L225 128H223ZM226 126H227V127H226ZM71 127H69V129H70ZM97 127H98V128H101V129L98 130ZM186 127H187V126H186ZM191 127H193V128H192L193 130L191 129ZM204 127H205V128H204ZM211 127H213V128H212L213 133H212ZM229 127H230V128H229ZM255 127H257V128H256L257 130L255 129ZM259 127H261L262 130H259V129H260ZM96 128H97V129H96ZM214 128H216L217 131H216ZM246 128H247V129H246ZM263 128H264V127H263ZM73 129H70L68 132H70L71 130L74 131ZM207 129H209V130H207ZM241 129H242V130H241ZM249 129H251L253 132H252L251 130H249ZM100 130H102L101 133H100ZM203 130H204V131H203ZM214 130H215V131H214ZM225 130H226V132L228 133V135H230V137H228V135H226L227 133L225 132ZM228 130H229V131L231 130L232 132H229ZM254 130L257 131V134H256V132H254ZM202 131H203V132H202ZM209 131H211V133H210ZM219 131L222 132V133L225 132V134H223L222 137L225 138V141H226V142H221L222 140H221V139H218V138H220V137H217V135H219V134H217V132L219 133ZM258 131H259V132H258ZM260 131H261V132H260ZM214 132H215V133H214ZM71 134H72V133H70V137H69V138H72V137H73V134H72V135H71ZM215 134H217V135L215 136ZM263 134H264V133H263ZM263 134H262V136H264ZM134 135H135V136H134ZM195 135H193V136H195ZM211 135H212V136H211ZM225 135H226V137H225ZM250 135H251V136H250ZM254 135H255V136H254ZM68 136H69V135H68ZM71 136H72V137H71ZM203 136H209V137L206 138V137H203ZM214 136H215V138L217 137L215 140L213 139ZM256 136H257L258 138H257ZM189 137H190V136H188V138H189ZM191 137H192V136H191ZM227 137H228L229 139H227ZM260 137H261V136H260ZM198 138H199V140H198ZM201 138H202V139H201ZM205 138H206V139H205ZM209 138H210L209 142L206 141V140H208ZM230 138H231V139H230ZM232 138H233V140H232ZM254 138H255L256 140H255ZM107 139H108V140H107ZM109 139H112V140L110 141ZM204 139H205L206 143H205ZM212 139H213V140H212ZM217 139H218V140H221V141H220V142H221L220 145H219V141L217 142ZM241 139H242V140H241ZM257 139H260V142H261V143L259 142V143H260V145L258 146L259 148L255 146L256 141H259V140H257ZM60 140H62V141H61L62 143L64 142V139H60ZM97 140H98V141H97ZM99 140H100V141H99ZM106 140L108 141L107 143H106ZM144 140H145V139H144ZM144 140H142V141L144 142ZM196 140H198V141H196ZM230 140H231V141H230ZM243 140H244V141H243ZM254 140H255V143H254ZM104 141H105V143H104ZM109 141H110V142H109ZM147 141H149V142H157V139H155V138H153V137H148V138H147ZM203 141H204L205 145L202 143ZM210 141H211L212 143H211ZM232 141H233V142H232ZM247 141H248V142H247ZM61 142H60V144H61ZM187 142H188V141H187ZM197 142H198V143H201V144H199L200 146L198 145ZM64 143H65V142H64ZM64 143H63V144H64ZM66 143H67V142H66ZM66 143H65V145H66ZM102 143H103V144H102ZM108 143H110L111 146L113 145V149L115 150V151H113L112 148H111V150H109V151H111V154H110V152H108V153L110 154V156H113V155H114V156H113L114 158L112 157L113 159L111 158V160H110V158H109V157H110L109 154H108V159H109V160H107V158H106V157H107V154H106L107 152H106V150H107V148H108L107 146H109ZM112 143H113V142H112ZM123 143L126 144V145H124L125 147L122 146ZM192 143H193V144H192ZM213 143H218V144L215 145V144H213ZM231 143H232V145H231ZM249 143H250L252 146H251ZM252 143H253V144H252ZM259 143H257V145H258ZM63 144H61V145H63ZM99 144H100V143H99ZM106 144H107V145H106ZM225 144H226V145H225ZM239 144H240V145H239ZM261 144H262V146H261ZM67 145H68V144H67ZM101 145H100V146H101ZM140 145H141V144L139 143L138 146H137V145L135 146V148L137 147V148H136V152H135V154H136V157L138 158L137 160L140 159L141 162L139 161V166L142 168V167L144 166V163H146L145 165H148V162H146V161H148L149 157H146V158H144V157L147 156V155H149V154L146 153V152H147V151L145 150L146 147L143 146V143H142L141 146H140ZM193 145H196V146L198 147V149H196V153H197L198 155H200V152H199V151H201V153H202V152H205V153H203V155H200V156H198L197 154H195V157H197V158L200 157L201 161H199V160H198V162L195 161L197 158H195L194 155H193V154L195 153V152L193 151L194 148H195V146H193ZM201 145H202V146H201ZM211 145L214 146L215 148H213ZM217 145H218V146H217ZM63 146H64V145H63ZM117 146H118L119 148H117ZM192 146H193V147H192ZM204 146H205V147H204ZM238 146H239V147H238ZM240 146H241L242 148H240ZM243 146H244L245 148H244ZM60 147H62V146H60ZM64 147H65V146H64ZM64 147H62L61 150H59V148L57 149L58 151L55 150L58 154H57V153L55 154V151L53 152V155L55 154L54 157H53V160H54V158H56V159H55L54 161L52 160V163L54 162V163H53L54 165L52 164V165L50 166V175H51L52 178H53L52 181H53V183H54V186H55L57 189H59V190L62 189V191L64 190V192H66L65 194H64V192H62V191H61V193L59 192V196H60V198H61L66 204H68V205L66 206V204L64 203V204H65L64 206H66V207L68 208V206L72 204V205L70 206L71 208H70V207L68 208L69 210L66 209V210L69 211V212L67 211V215H66V216H65V215H62V216H63V217H62V218H63L62 220H63V221H66V220L68 219L65 223H67V222H69V223H67L68 225H66V224H65V225H66V226H69V227L64 226V229L69 230V232H73L74 228H75L77 225H79V226H77V229L80 230V228H81V219H82V217H81V216H78V215L76 216V212H72V211H71L72 208H74L75 206H77V205L80 204V202L77 201L78 198L75 197V196L71 197L73 194H71V196L69 197L68 194H69V193H73L72 191H73V189H75L76 191H78V192H80L81 194H83V195H80V196H82V197H86V198H87V194L85 193V189H84V191H83V188H85V187H80V185H82V186L84 185V184H83L84 181H85V177H84V175L86 176L85 173H86V170H88V168H87L86 170L83 171V174H84V175H83V174H80V173L82 172V170H79V171H81V172H77V168H75V169H73V170L75 171V174H74V175L71 174V175L69 176V175L67 174V172L69 171V169H68V167H66V164H65V157H64V155L60 154V152H61V151L64 152V150H66L68 147L71 148V145H68L67 148H66V147L64 148ZM97 147H98V145H97ZM104 147H105L106 149H105ZM140 147H141V148H140ZM187 147H188V148H187ZM189 147H192V148H189ZM199 147H200V149H199ZM206 147H207V148L209 147V148H208L209 150H208ZM231 147H232V148H231ZM98 148H99V147H98ZM98 148H97V149H98ZM201 148H202V149L204 148V150H202ZM219 148H220V149H219ZM238 148H240V150H239ZM261 148H262V149H261ZM100 149H101V147H100ZM100 149H99V150H100ZM109 149H110V148H109ZM119 149H121V152H120ZM142 149H143V150H142ZM185 149H189V150L186 151ZM236 149H237V150H236ZM244 149H246V150H244ZM259 149H260V150H259ZM72 150H74L76 153H78V151H76L77 149H74V147H73V149L71 148V151H72ZM118 150H119V151H118ZM184 150H185L186 152H185ZM190 150H191V151H190ZM205 150H206V151H205ZM207 150H208V151H207ZM218 150H219V151H218ZM226 150H227V151H226ZM262 150H263V153H262ZM74 151H73V153H75ZM86 151H87V150H86ZM97 151H98V150H97ZM112 151L114 152V154H112ZM122 151H123V152H122ZM155 151H156V150H155ZM179 151H180V152H179ZM221 151H222V152H221ZM246 151H247V152H246ZM249 151H250L251 153H249ZM62 152H61V153H62ZM104 152H105V153H104ZM118 152H119V154H118ZM188 152H190V153H188ZM191 152H192V157H193V159H194L193 161H190V159H188V158H189V157H188V154L190 155ZM193 152H194V153H193ZM217 152H218V153H217ZM220 152H221V153H220ZM102 153H103V154H102ZM149 153H150V155H151V153H154V152H149ZM185 153H188V154H185ZM208 153H209V154H208ZM240 153H241V154H244V155H241ZM253 153H254V154H253ZM261 153H262L263 155H262ZM59 154H60V155H59ZM63 154H64V153H63ZM117 154H118L119 157H117ZM205 154H206V155L208 154V155L206 156ZM211 154H212V155H211ZM238 154H239V156H238ZM245 154H246V155H245ZM250 154H252V155H256V154H257L258 156L256 155V156H255V159H254V157L250 156ZM61 155H62V156H61ZM85 155H86V156H87V155L89 156L90 154H89V153L87 154V153L85 152ZM101 155H100V156H101ZM209 155H210L211 157H210ZM221 155H222V156H221ZM247 155H249V156H247ZM259 155H262V156H261L262 158L259 157ZM88 156H87V157H88ZM181 156H180V157H181ZM186 156H187V157H186ZM208 156H209V158H208ZM214 156H215L216 158H215ZM230 156H231V158H230ZM62 157H64V159H63ZM89 157H90V156H89ZM89 157H88V158H89ZM212 157H213V158H212ZM257 157H258V158H257ZM105 158H106V159H105ZM115 158H116V159H115ZM117 158H119V159L117 160ZM147 158H148V159H147ZM150 158H151V157H150ZM171 158H172V157H171ZM211 158H212L213 160H212ZM219 158H220V160H222L221 162H220ZM228 158H229V159H228ZM233 158H234V159H233ZM252 158H253V160H252L253 162L250 161ZM259 158H260V159H259ZM61 159L64 160V164H65V165L62 164L63 162H62ZM125 159H126V160H125ZM143 159H144V160H143ZM236 159H237V160H236ZM249 159H250V160H249ZM91 160H92V159H91ZM185 160H186V161H185ZM240 160L242 161V163H241ZM254 160L257 161V162H255L256 165H258V164L260 165V163H261V165H260L261 168H259V167H258V168H259L260 170L262 169L263 172H261L262 170L260 171L259 169H257L258 172H259V171L261 172V174H260V172H259V174L257 173V170H256V167H257V166H256V165H254V166H256V167H255V170H254V166H252V165L254 164ZM116 161H117V162H116ZM121 161H122L123 163H122ZM143 161H144V162H143ZM189 161H190V164L188 163ZM234 161H236V163H235ZM258 161H259V162H258ZM118 162H119V164H118ZM120 162H121V163H120ZM142 162H143V163H142ZM182 162H183V164H182ZM191 162H192L194 165H193ZM201 162L207 163V164L209 165V167L211 168V170H210V169H207V168H209L208 165H206V169H207L208 171H207L206 169H204L205 167H202L203 169H201V167H199V166H202ZM214 162H216V163H214ZM223 162H224V164H228V163H229V164H228L229 167H228L227 165L224 166ZM225 162H227V163H225ZM230 162H231V163H230ZM243 162H245L246 164L243 163ZM247 162H250V163L247 164ZM55 163H56V164H55ZM114 163H115V164H114ZM137 163H138V162H137ZM141 163H142V164H141ZM204 163H203V166H204ZM232 163H234V164L231 165ZM238 163H240L242 166H243L244 164H245V165L242 167L241 165H238ZM251 163H253V164H251ZM102 164H103V165H102ZM104 164H105L106 166H105ZM126 164H127V165H126ZM187 164H188V166H187ZM195 164H196V165H195ZM200 164H201V165H200ZM250 164H251V165H250ZM119 165H120V168L118 167ZM191 165H193L194 168H193V166H192V168H190ZM197 165H198V166H197ZM218 165H221V166H220L221 168H220ZM230 165H231V166H230ZM249 165L252 166V168H251ZM259 165H258V166H259ZM103 166H104V167H103ZM108 166H110V167H114V168H111V169H110V167H108ZM124 166H125V167H124ZM195 166L198 167V168L196 169ZM217 166H218L220 169L217 168ZM237 166H238V169H237ZM52 167H53V169H52ZM213 167H215V169L217 168V169L215 170V173H216V171H217V173L220 172L221 169H222L221 173H219L220 175L217 176V175L214 173V169H213ZM225 167H226L227 169H226ZM231 167H233V168H231ZM246 167H247V169H246ZM249 167H250L251 169H250ZM116 168L118 169V172H116V170H117ZM183 168H184V169H183ZM228 168H229V169H228ZM235 168H236V169H235ZM239 168H240V169H239ZM248 168H249V170H248ZM119 169H120V170H119ZM156 169H158V167H157ZM156 169H154V170H156ZM186 169H187V171H186ZM200 169H201V170H200ZM225 169L227 170V172H226L227 174H226V175L224 174V176H225V178H224V177H222V176H223L222 172L224 171V173H225V171H226ZM233 169H234V170H233ZM241 169H242V170H241ZM73 170H72V171H73ZM109 170H111V171H110L111 173L109 172ZM182 170H181V171H182ZM218 170H220V171H218ZM228 170H229V171H228ZM235 170H236V171H235ZM243 170H244V171H243ZM246 170H248V171H246ZM120 171L122 172V174H121ZM239 171H240V172L243 171V172H241V173H242V174H241V175H242L241 177H240V175H239ZM76 172H77V173H76ZM114 172H116V173H114ZM119 172H120V173H119ZM158 172H159V169H158ZM162 172H163V170L160 171L159 174H161ZM228 172H229V173H228ZM231 172H235V173L232 174ZM236 172H237V173H236ZM244 172H246V173H244ZM254 172H255V173H254ZM55 173H56V174H55ZM73 173H74V172H73ZM148 173H149V172H148ZM192 173L190 174V176L193 175ZM198 173H199V174H198ZM243 173H244V175H243ZM256 173H257L258 175H257ZM79 174H80V175H83L84 178H81V176H80ZM112 174H113V175H112ZM114 174H115L117 177H116ZM228 174H229V175H228ZM67 175H68L69 177H67ZM76 175H77V176H76ZM149 175L152 176V173H150ZM188 175H189V174H188ZM194 175H193V176H194ZM214 175H215V176H214ZM232 175L234 176V179H232V178H233ZM246 175H247V176H246ZM78 176H79V177H78ZM113 176H114L115 178H114ZM193 176H192V177H193ZM212 176H213V178H212ZM228 176H230V177L228 178ZM244 176H245L246 178H244V180H243V177H244ZM261 176L263 177L264 175H261ZM63 177H64V178H63ZM205 177H203V179H204ZM219 177H220V178H219ZM254 177H255V178H254ZM57 178H58V179H57ZM67 178H68V179H67ZM70 178H72V180H71ZM119 178H120V179H119ZM207 178H206V180H208ZM221 178H224V180L221 179ZM230 178H231V179H230ZM236 178L239 179V180H238L239 183L235 180ZM240 178H242L243 181H242ZM263 178H264V177H263ZM79 179H83V180H79ZM111 179H112V180H111ZM201 179H202V178H201ZM61 180H62V181H61ZM63 180H64V181H63ZM225 180H226V181H225ZM228 180H229V181H228ZM231 180H232V181H231ZM71 181H72V182H71ZM112 181H114V182L116 181V183H114V182H112ZM227 181H228V182H227ZM233 181H234V182H233ZM235 181H236V183H235ZM240 181H241V182H240ZM77 182H78V185H77ZM208 182H209V181H208ZM212 182H213V181H212ZM231 182H233V184H232ZM56 183H57V184H56ZM58 183H59V184H58ZM60 183H61V184H60ZM70 183H71V184H70ZM74 183H75L76 186H78V189H77V187L74 188V186H75ZM79 183H82V184L79 185ZM237 183H238V185H237ZM240 183H241V185H239ZM249 183H251V184H252V183H255V184H253V185H256V184L258 183L257 185H261V186L263 185V186H262V187H261V186H253V185H251V184H249ZM55 184H56V185H55ZM115 184L117 185V187H116ZM229 184H230V185H229ZM244 184H246V185H244ZM71 185H72V186H71ZM112 185H113V186L115 185L114 187H116V188H114V187L112 188ZM118 185H119V186H118ZM163 185H165V186H169V187H164V188H165L167 191H169V192H166L168 195H169V193H170V195L174 197V198H172V197H170V198H172V201L175 203V201H177V199H176V194H175L174 189L172 188V186H170V184H169L168 181H166V184L164 183ZM243 185H244L245 188H246V187H247V188L245 189V188L243 187ZM247 185H248V186H247ZM58 186H60V187H58ZM250 186H252V187H250ZM61 187H62V188H61ZM108 187H107V188H108ZM234 187H235V188H234ZM254 187H255V189H254ZM256 187H257V192L254 193L253 190L255 191V190H256ZM60 188H61V189H60ZM119 188H120V187H119ZM223 188H222V189H223ZM227 188H228V189H227ZM242 188H244V189H242ZM258 188H261V189L258 190ZM80 189H82V190H80ZM116 189H117V190H116ZM165 189H164V190H165ZM241 189H242V190H241ZM248 189H249L250 191H249ZM79 190H80V191H79ZM111 190H110V191H111ZM244 190L247 191V195H246V192H245ZM116 191H117L118 194L116 193ZM237 191H239V193H240L241 195H239V193H238ZM243 191H244L245 193H244ZM259 191H260V192H259ZM216 192H217V196L215 195ZM242 192H243V193H242ZM251 192H252V194L254 193L253 196H255V198H257L256 200H255V198H254L253 196H251V194H249V193H251ZM127 193H128V192H127ZM127 193H126V197H127ZM258 193L260 194L261 198H260V197L258 198V196H259V195H257ZM61 194H62V195L64 194V195H66V196H64V195L62 196ZM112 194H111V195H112ZM116 194H117V197L115 196ZM164 194H165V193H164ZM231 194H232V195H231ZM244 194H245V195H244ZM255 194H256V195H255ZM118 195H119V196H118ZM165 195H166V194H165ZM170 195H169V196H170ZM219 195H222V199H223L224 196H225V197L227 196L225 199L228 200L229 202H228V201L226 202L225 199H223V201H222L223 204H224V201L226 202V203H225V207H227L228 205H229V206H230V205H233V206H231V207L228 206V208H230V209H227V208H225V207L222 208V206H223L222 203H221V200H222V199H221V196H219ZM237 195H238V196H241V197H238ZM120 196H123V197L120 198ZM214 196H215V197H214ZM218 196H219V197H218ZM244 196L247 197V199H246V203H242V201H241V200H244V199H245ZM65 197H66V198L68 197V198H69V201H68V198H67V200H65ZM82 197H81V198H82ZM118 197H119V200H120V201H119V200H115V199H117ZM250 197H252V199H254V200H252L253 203H251V198H250ZM71 198H72L73 200H72ZM127 198H128V197H127ZM166 198H169V197L166 196ZM213 198H214V199H213ZM219 198H220L221 200H219ZM248 198H249V199H248ZM174 199H175V201H174ZM238 199H239V200H238ZM214 200H215V201H214ZM218 200H219V201H218ZM231 200H232V201H231ZM248 200H249V203H250L251 205H249V204L247 203ZM261 200H262L263 202H262ZM73 201H75L76 204H75V202H73ZM105 201H106V200H104V202H105ZM112 201H113V202H112ZM114 201H115V202H114ZM117 201H118V202H117ZM169 201H170V200H169ZM169 201H166V203L168 202V203H167L168 205L171 204L170 206L174 207L175 205H172L173 202L170 201V203H169ZM207 201H208V200H207ZM237 201H238V202H237ZM239 201H240V202H239ZM254 201H255V202H254ZM256 201H258V202H256ZM69 202H71V203H69ZM102 202H103V201H102ZM171 202H172V203H171ZM202 202H203V200H202ZM231 202H232V203H231ZM235 202H236L237 204H236ZM261 202H262V203H261ZM111 203H112V204H111ZM119 203H120V204H119ZM206 203H205V204H206ZM233 203H234V204H233ZM238 203H239L240 205H242L243 207L240 206ZM256 203H258V205H257ZM74 204H75V206H74ZM101 204H102V203H101ZM104 204H105V206L108 205L107 202L104 203ZM175 204H176V203H175ZM177 204H178V201H177ZM203 204H204V202H203ZM243 204L246 205L247 207L244 206ZM247 204H248L249 206H252V207H253V210H255V211H248V210H250V209H252V208L249 207V209H248V205H247ZM260 204H261V205H260ZM262 204H263V205H262ZM217 205H219V206H217ZM220 205H222L221 208H222L223 210H224V208H225V209H227V210L230 212V210H232L231 208L233 207V209H234L233 211H235V210L237 211V208H238V209L241 210V212H239L240 210H238L237 212L235 211L234 213H236V214H234V213L231 214V212H233V211H231V212L229 213V212H227L226 210H224V212H220V210L222 211V209H220ZM235 205H237V206H236L237 208L235 207ZM253 205H254V206H253ZM64 206H63V203H61V207H62V209L64 208ZM102 206H103V204H102ZM113 206H115V207H113ZM259 206L262 207V208H260ZM61 207H60V211L62 210ZM66 207H65V208H66ZM80 207H82V208L80 209V212H83V211H84L83 205H81ZM119 207H120V208H119ZM201 207H202V208H201ZM209 207H210V206H209ZM217 207H218V209H217ZM239 207H240V208H239ZM245 207H246V209H248V210H246ZM255 207H256V208H255ZM258 207H259V208H258ZM212 208H214L216 211L213 210ZM243 208H244V209H243ZM254 208H255V209H254ZM43 209H44V208H42V210H41L42 214H41V212H40V214L42 215V219H41L40 221H43V219L45 218V220H46V221L48 220L49 223H47L48 221H47V222H46V221H43L44 224H43V226H41V225H39L38 223H36V222H34V221H30V219H29V224H28L27 230H28V231H31L32 234H34V233H35L34 231H36V230H37L36 232H38V233H37L38 235H39V233H40V235L42 234V233H41V232H43L42 230H44V232L47 233L48 235H49V234H52V233H54V232H52V231H56V230H57V227H59L60 224H61V223L58 222V218H56V217H55L52 213H50L48 210L45 211V210H43ZM82 209H83V210H82ZM259 209H260V210H259ZM261 209H262L263 211H262ZM180 210H181V211H180ZM197 210H198V209H197ZM199 210H198V211H199ZM244 210H246V211H244ZM256 210H257V211H256ZM258 210H259L260 212H259ZM63 211H64V210H63ZM114 211H115V212H114ZM207 211H208V212H207ZM213 211H214V212H213ZM225 211L227 212V216H226V215L224 216V214L226 213ZM47 212H48V213H47ZM61 212H62V211H61ZM65 212H66V211H64V213H62V214H65ZM182 212H183V213H182ZM194 212L197 213V214L199 213V212H196L195 210H194ZM212 212L215 213V214L217 213L216 215H217V216L219 215V216H218L219 218H218V217H215V215L213 214V216L216 218V220H215L214 217L211 215ZM245 212H246V213H245ZM254 212H255V213H254ZM261 212H262V213H261ZM46 213H47L48 215H47ZM49 213H50L51 216L49 215ZM68 213H69V214H68ZM191 213H192V212H191ZM204 213H205V214H204ZM221 213H224V214H221ZM252 213H253V215H252ZM256 213H257V215H255ZM70 214H72V216H71ZM122 214H123V217H122ZM207 214L209 215L208 217H212V219H211V218H208V217H207ZM248 214H249V215H248ZM259 214H260V215H259ZM46 215H47V216H46ZM183 215H185V217H183ZM250 215H252V216H250ZM45 216H46V217H45ZM48 216H49V217H48ZM52 216H53V217H52ZM64 216H65V217H64ZM67 216H69V217H67ZM70 216H71L72 218H71ZM73 216H74V217H73ZM124 216H125V217H124ZM189 216H190V215H189ZM193 216H194V217H193ZM204 216H205V218H204ZM242 216H244V217H242ZM254 216H255V217H254ZM258 216H259L260 218H258ZM75 217H76L77 219H76ZM180 217H181V218H180ZM253 217H254V219H253ZM49 218H50V219H49ZM66 218H67V219H66ZM69 218H70L71 220L74 218V220L71 221ZM188 218H189V219H188ZM233 218H234V219H233ZM51 219H53V220H51ZM117 219H118V220H117ZM186 219H188V220H186ZM194 219H195V218H194ZM50 220H51V221H50ZM75 220H77V223H75V224H77V225H74V221H75ZM201 220H202V219H201ZM214 220H215V221H214ZM221 220H222V219H221ZM238 220H239V221H238ZM246 220H247V222H246ZM248 220H249V221H248ZM52 221H54V222L57 221V222L54 223V222H52ZM112 221H113V222H112ZM119 221H120V222H119ZM126 221H127V222H126ZM192 221H193V222H192ZM240 221L242 222V223H241L242 225L240 224ZM263 221H262V222H263ZM45 222H46V223H45ZM187 222H188V224H186ZM245 222H246V223H245ZM34 223H35V224H34ZM56 223L59 224V225L57 226ZM115 223H117V224L115 225ZM119 223H120V224H119ZM238 223H239V224H238ZM48 224H49V226H48ZM184 224H185V225H184ZM190 224H191V225H190ZM193 224L195 225L196 228H194ZM36 225H38V226H36ZM54 225H56L57 227L54 226ZM112 225H113V226H112ZM114 225H115V226H114ZM183 225H184V226H183ZM234 225L237 226V227H239V229L243 228V230H244V227L246 226V230H244L245 233L242 232V231H240L241 234H239V233H240V232L238 233L239 229L236 227L238 230H237V229L235 230V229H234V228H235ZM238 225H239V226H238ZM240 225H241L242 227H241ZM244 225H245V226H244ZM263 225H264V222L261 223V226H259V227H260V228H264ZM32 226H33V227H32ZM34 226H36V227H34ZM39 226H40V227H39ZM190 226H191V228H190ZM37 227H38V228H37ZM41 227H42V229H41V231H40L39 229H40ZM46 227H48V228H46ZM54 227H55V228H54ZM49 228H50V229H49ZM68 228H69V229H68ZM192 228H193V229H192ZM197 228H198V229H197ZM208 228H209V229H208ZM250 228H251V227H250ZM72 229H73V230H72ZM233 229H234V230H233ZM33 230H34V231H33ZM51 230H52V231H51ZM71 230H72V231H71ZM79 230H78V232H77V231H74V232H73V233H75L76 235H77V233H79V234L77 235V238H79L78 236H80V237L82 236V235L80 234L81 232H79ZM195 230H196V231H195ZM203 230H204V231L206 230V231L203 232ZM210 230H212V231H210ZM232 230H233V231H232ZM251 230H253V229H251ZM192 231H194V232H192ZM207 231H210V233H208ZM44 232H43V233H44ZM105 232H106V233H105ZM220 232H221V233H220ZM234 232H235V233H234ZM262 232H264V230H263ZM117 233H118V234H117ZM214 233H215L216 235H215ZM219 233H220V234H219ZM233 233H234V234H233ZM237 233H238V234H237ZM249 233H250V234H252V233H253V234H254V233H257V234H259V235L257 236L256 234H254V237H252L253 234L250 235ZM37 234L35 233L34 235H37ZM198 234H199V233H198ZM198 234H196V235H198ZM212 234H214L215 236L212 235ZM217 234H218V235H217ZM230 234H231V235H230ZM245 234H249L250 237H249L248 235H245ZM38 235H37V236H38ZM42 235H43V234H42ZM223 235H224V236H223ZM232 235H234V237H233ZM237 235H238V236H237ZM199 236H198V237H199ZM221 236H222V237H221ZM235 236H237V237H235ZM243 236H244L245 239L243 238ZM259 236H260V238H258ZM262 236H263V237H262ZM82 237H83V236H82ZM100 237H98V238L95 239L94 241L96 242V240H97V241H100V240H101V242H103L102 239H100ZM224 237H225V238H224ZM238 237H239V238H238ZM246 237H247V238H246ZM251 237H252V239L249 240ZM203 238H204V237H203ZM254 238H256V239H254ZM81 239H84V237L81 238ZM81 239H80V240H81ZM99 239H100V240H99ZM207 239H206L205 241H207ZM231 239H232V240H231ZM238 239H239V240H238ZM257 239H259V240H257ZM260 239H261V240H260ZM78 240H79V239H78ZM80 240L78 241L79 243H80ZM201 240H203V239H201ZM226 240H224V241L226 242ZM234 240H236V242H234ZM243 240H244V241H243ZM245 240H246V241H245ZM262 240H263V242H262ZM81 241H82V240H81ZM205 241H202V242L205 243ZM224 241H223V242H224ZM249 241H250V243H247V244H246V242H249ZM255 241H256V242H255ZM37 242H38V241H37ZM37 242H35V238H34V241H33L32 244L35 245V243L37 244ZM82 242H84V240H83ZM104 242H103V243H104ZM239 242H241V243L239 244ZM258 242H259V243L261 242V244H259L261 247L258 245V246L260 247V249H258L259 247H258V248L256 247L257 245L254 247L255 243L257 244ZM251 243H252V244H251ZM235 244H236V245H235ZM248 244H251V245H250L251 247H250ZM253 244H254V245H253ZM77 245H79V244H77ZM77 245H76V246H77ZM82 245H83V244H82ZM227 245L229 246V244H227ZM238 245H239V246H238ZM241 245H242V246H241ZM76 246H75V247H76ZM146 246H147V247H146ZM233 246H234V247H233ZM244 246H245V247H244ZM80 247H81V245H80ZM118 247H119V248H118ZM145 247H146V248H145ZM239 247H241V249H239ZM243 247H244V248H243ZM72 248L74 249V251H76V249H77V248L75 249L73 246H71V248H70L71 252H72ZM33 249L35 250V248H33ZM80 249H81V250L83 249V250H82V253H80V254H83V255H81V257H84V256H85L84 253H86V252H84V251H85L84 246H82ZM80 249H79V247H78V251H76V253L80 252ZM115 249H116V250H115ZM242 249H243V250H242ZM245 249H247V251H246ZM240 250H241L242 252H240ZM32 251H33V250H32ZM74 251H73V253H74V255H75L76 253H75ZM114 251H113V252H114ZM237 251L239 252V255H238V252H237ZM119 252H120V253H119ZM59 253H60V252H57V253H56V257H58L57 254H59ZM138 253H139V254H138ZM250 254L257 255V257L262 256V259H261V257H259L261 260L259 259V261H257V258L254 257V259H256V262H254L255 260H253V259H252V260H253V262H252L251 258H249V257L251 256ZM260 254H261V255H260ZM141 255H142V256H141ZM144 255H145V256H144ZM237 255H238V256H237ZM253 255L251 256L252 258H253ZM75 256H76V255H75ZM77 256L79 257V253L77 254ZM121 256H120V258H121ZM126 256H127V257H126ZM232 256H233V258H232ZM236 256H237L238 258H237ZM60 257H61V258H62V257H65V258H66V256H65L64 254L62 255L61 253H60ZM60 257H58V259H60ZM78 257H77V259H78ZM81 257H80L79 259H83V258H81ZM141 257H143V258H141ZM242 257H243L244 259H243ZM65 258H62V259H65ZM133 258H135V259H133ZM137 258H139V259H137ZM241 258H242L243 260H241ZM58 259L56 258V261H58ZM75 259H76V258H75ZM77 259H76V260H77ZM79 259H78V260H79ZM232 259H233V260H232ZM239 259H240V260H239ZM247 259H248V260H247ZM43 260H44V261H43ZM231 260H232V261H231ZM245 260H246L247 262H245ZM249 260H251V262L248 263ZM49 261H50V260L47 259V258L45 257V259L43 258V259L41 260L40 263H41V264H44L45 262L47 263V262H49ZM59 261H62V260L60 259ZM65 261H66V260H65ZM228 261H229V260H228ZM242 261H243V262H242ZM206 262H207V261H206ZM260 262H261V263H260ZM123 263H124V262H123ZM225 263H226V262H225ZM225 263H224V264H225ZM48 264H49V263H48ZM125 264H126V263H125ZM204 264H205V262H204ZM207 264H210V261H209V260H208ZM263 264H264V263H263Z\"/></svg>", "mask_w": 264, "mask_h": 264}, {"label": "snow or ice", "instance_id": "6c2138e0", "mask_svg": "<svg viewBox=\"0 0 264 264\" xmlns=\"http://www.w3.org/2000/svg\"><path fill=\"white\" fill-rule=\"evenodd\" d=\"M14 7H33L31 5L28 6H19V5H10L4 4L0 2V39L3 40L4 50L7 54L10 51V44L12 39L11 33V21L9 19V10ZM0 264H4V262H0Z\"/></svg>", "mask_w": 264, "mask_h": 264}]
</instances>
